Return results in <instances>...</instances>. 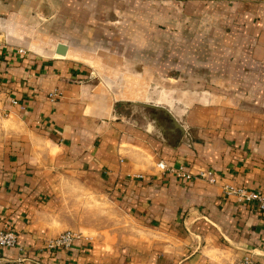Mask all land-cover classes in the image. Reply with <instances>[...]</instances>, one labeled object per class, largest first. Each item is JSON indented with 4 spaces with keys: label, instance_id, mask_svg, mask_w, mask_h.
Segmentation results:
<instances>
[{
    "label": "crops",
    "instance_id": "0c3cea01",
    "mask_svg": "<svg viewBox=\"0 0 264 264\" xmlns=\"http://www.w3.org/2000/svg\"><path fill=\"white\" fill-rule=\"evenodd\" d=\"M0 83V264H264V0H0Z\"/></svg>",
    "mask_w": 264,
    "mask_h": 264
},
{
    "label": "built area",
    "instance_id": "2783aa9c",
    "mask_svg": "<svg viewBox=\"0 0 264 264\" xmlns=\"http://www.w3.org/2000/svg\"><path fill=\"white\" fill-rule=\"evenodd\" d=\"M17 50L23 51L21 47L17 48ZM5 92L4 87L0 83V113L2 114L6 113L3 108V101L6 94ZM57 95L58 91L56 90H52L48 93L50 99H53ZM10 100L11 102H15L13 99ZM155 164L162 171L171 173L179 178L191 179L198 177L210 183L215 182L216 180V175L211 168H200L196 171H191L189 168L185 167L183 163L166 164L163 160H158ZM222 191L225 195H232L235 200L240 203L254 201L257 209L264 216V192L260 190L247 189L241 185L229 184H224L222 186ZM77 233L79 232L72 229H64L52 236L46 237L44 240V246L47 248L66 247ZM13 245H16V232L12 228L0 229V247ZM232 264H257V262L247 256H244L234 261Z\"/></svg>",
    "mask_w": 264,
    "mask_h": 264
},
{
    "label": "rangeland",
    "instance_id": "374dc122",
    "mask_svg": "<svg viewBox=\"0 0 264 264\" xmlns=\"http://www.w3.org/2000/svg\"><path fill=\"white\" fill-rule=\"evenodd\" d=\"M97 204L98 203L95 202V200H93V198L90 196L89 201L87 202L86 208H85L86 211H88V216H90V213H92V212L96 213L97 210L95 208L97 207ZM81 206L82 205L80 202L76 206V209L78 210V212H77L78 216H75L74 219L72 220L75 227L77 226V223L81 220V218H80V215H81L80 213H81V208H82ZM85 215H87V214L85 213ZM94 217H95V215H94ZM79 230H83V232L81 231V233H86L87 228L79 227ZM87 232L90 233L91 231H87Z\"/></svg>",
    "mask_w": 264,
    "mask_h": 264
},
{
    "label": "water",
    "instance_id": "95a60500",
    "mask_svg": "<svg viewBox=\"0 0 264 264\" xmlns=\"http://www.w3.org/2000/svg\"><path fill=\"white\" fill-rule=\"evenodd\" d=\"M56 46H57V47H56V50H57L59 53H62L63 50H64V45L61 44V43H58Z\"/></svg>",
    "mask_w": 264,
    "mask_h": 264
}]
</instances>
